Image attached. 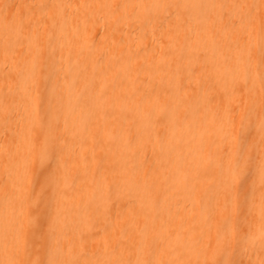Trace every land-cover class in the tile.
Listing matches in <instances>:
<instances>
[{
    "label": "bare ground",
    "instance_id": "6f19581e",
    "mask_svg": "<svg viewBox=\"0 0 264 264\" xmlns=\"http://www.w3.org/2000/svg\"><path fill=\"white\" fill-rule=\"evenodd\" d=\"M0 264H264V0H0Z\"/></svg>",
    "mask_w": 264,
    "mask_h": 264
},
{
    "label": "rangeland",
    "instance_id": "374dc122",
    "mask_svg": "<svg viewBox=\"0 0 264 264\" xmlns=\"http://www.w3.org/2000/svg\"><path fill=\"white\" fill-rule=\"evenodd\" d=\"M14 15H15V13H14ZM23 18V17H22ZM28 32H30L29 30H27ZM247 223H249V221H248V219L246 218V224ZM45 227V226H44ZM223 230H224V227H222L221 228V232H223ZM45 243H44V241H37L36 242V246H43ZM241 244V243H240ZM39 248H36V249H34L33 251H32V253H31V258H32V260H34L35 259V257L39 254ZM221 254V257L223 258V257H225V258H227V257H229L230 258V260H231V262H235V261H237V260H239L240 259V252H239V250H237V249H235L234 251L231 249L230 250V248H228V246H226V249H219L218 251H217V254ZM220 257V258H221Z\"/></svg>",
    "mask_w": 264,
    "mask_h": 264
}]
</instances>
